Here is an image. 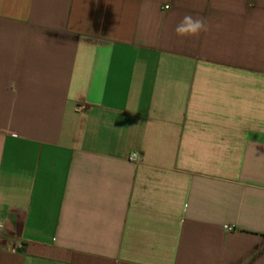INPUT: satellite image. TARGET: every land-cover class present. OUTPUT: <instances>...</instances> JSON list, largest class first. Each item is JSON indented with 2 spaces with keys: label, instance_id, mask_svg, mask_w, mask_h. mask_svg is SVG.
<instances>
[{
  "label": "crops",
  "instance_id": "obj_1",
  "mask_svg": "<svg viewBox=\"0 0 264 264\" xmlns=\"http://www.w3.org/2000/svg\"><path fill=\"white\" fill-rule=\"evenodd\" d=\"M0 223V264H264V0H0Z\"/></svg>",
  "mask_w": 264,
  "mask_h": 264
},
{
  "label": "clouds",
  "instance_id": "obj_2",
  "mask_svg": "<svg viewBox=\"0 0 264 264\" xmlns=\"http://www.w3.org/2000/svg\"><path fill=\"white\" fill-rule=\"evenodd\" d=\"M208 25L203 18L193 17L186 14L175 26V33L178 37H192L198 36L201 32H207ZM102 99V95L98 97V102ZM0 227H3L0 224Z\"/></svg>",
  "mask_w": 264,
  "mask_h": 264
},
{
  "label": "built area",
  "instance_id": "obj_3",
  "mask_svg": "<svg viewBox=\"0 0 264 264\" xmlns=\"http://www.w3.org/2000/svg\"><path fill=\"white\" fill-rule=\"evenodd\" d=\"M133 158L136 159V158H138V156L135 154V155L133 156ZM0 224H2V223H0ZM2 225H3V224H2ZM0 228H2V227H0ZM23 247H24L23 244H22L21 242H18V243H15L14 245H11L9 249H10V251H12V252H18V251L21 250Z\"/></svg>",
  "mask_w": 264,
  "mask_h": 264
}]
</instances>
